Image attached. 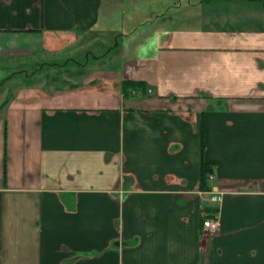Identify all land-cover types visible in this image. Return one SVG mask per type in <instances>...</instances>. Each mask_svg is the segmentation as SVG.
<instances>
[{
    "label": "crops",
    "instance_id": "obj_1",
    "mask_svg": "<svg viewBox=\"0 0 264 264\" xmlns=\"http://www.w3.org/2000/svg\"><path fill=\"white\" fill-rule=\"evenodd\" d=\"M144 1L0 0V264H264V23Z\"/></svg>",
    "mask_w": 264,
    "mask_h": 264
},
{
    "label": "rangeland",
    "instance_id": "obj_2",
    "mask_svg": "<svg viewBox=\"0 0 264 264\" xmlns=\"http://www.w3.org/2000/svg\"><path fill=\"white\" fill-rule=\"evenodd\" d=\"M192 1L196 2V0H192ZM149 3H151L150 0H146L144 2L132 5L131 7H128L126 5L124 9L122 8L119 11L120 13L122 12V15L125 17V19L122 20V22L127 23V24L131 22L132 24L130 25L129 28L132 29L134 27H139L137 26L138 23L146 20V18L152 12L161 11V9L160 10L157 9L159 8L158 4L156 5L154 3L152 4H149ZM190 3H191V0H171L170 7L166 8L167 7L166 6L165 8L163 7L161 8H163L164 11L167 12V15L174 16L176 13L180 14L179 15L180 23H184L191 27V17H190L191 16V5ZM119 12L115 14V16L117 17L114 23L116 22V24H118L117 22H121L120 19L118 18ZM225 12L231 13L232 15L239 16V17L244 15L242 19H247L248 21L243 20L242 22H239V23L248 25V24H253L252 22L255 21L256 23H254L255 24L254 26H258L264 23V0H228V1L227 0H206V2L201 7H198V10H197V14L209 15L211 16L212 19H214L218 23L221 22L219 19V16L221 14H224ZM247 15H251V17ZM187 16H189L190 19H187L188 18ZM134 22L136 23L138 22V23L136 24ZM99 50H100L101 55H103L104 53H107L106 61L108 62L109 57L112 55L111 48L108 49V46H107V47H101ZM101 61L105 62L104 60H101ZM107 62L106 63H90L88 70L98 65H100V67H110V66H114L115 64L117 65V63H107ZM75 66L77 65L71 64L69 66L63 67L62 70H58L56 73L61 72L59 74L60 79H64L68 75V72L74 73L76 71L75 69L78 67H75ZM78 69L79 71H85V70H82L81 68H78ZM51 73H54V71L52 70ZM37 78L40 79L41 76H35L34 79L36 80ZM34 79L31 78L29 82L35 81ZM15 81L17 82L19 81V83L23 82L22 80H15ZM36 82L43 83L44 81L36 80ZM14 83L15 82L6 83V85L11 89Z\"/></svg>",
    "mask_w": 264,
    "mask_h": 264
},
{
    "label": "built area",
    "instance_id": "obj_3",
    "mask_svg": "<svg viewBox=\"0 0 264 264\" xmlns=\"http://www.w3.org/2000/svg\"><path fill=\"white\" fill-rule=\"evenodd\" d=\"M1 47V45H0ZM150 91V90H148ZM211 177V176H209ZM220 199L219 193L212 192L209 194V200L213 203H217ZM203 232L208 236L215 235L219 230V221L217 217H207L202 222Z\"/></svg>",
    "mask_w": 264,
    "mask_h": 264
},
{
    "label": "trees",
    "instance_id": "obj_4",
    "mask_svg": "<svg viewBox=\"0 0 264 264\" xmlns=\"http://www.w3.org/2000/svg\"><path fill=\"white\" fill-rule=\"evenodd\" d=\"M55 78V77H53ZM144 90V84L141 81L123 80L121 82V91L124 96L129 94L131 90ZM209 171L208 166H202V179L204 180L205 174Z\"/></svg>",
    "mask_w": 264,
    "mask_h": 264
}]
</instances>
